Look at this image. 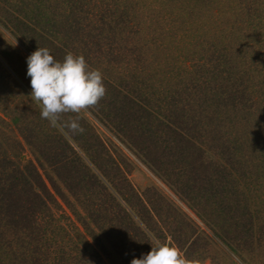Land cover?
I'll list each match as a JSON object with an SVG mask.
<instances>
[{
  "label": "trees",
  "instance_id": "obj_1",
  "mask_svg": "<svg viewBox=\"0 0 264 264\" xmlns=\"http://www.w3.org/2000/svg\"><path fill=\"white\" fill-rule=\"evenodd\" d=\"M6 14L32 51L47 47L59 61L83 54L101 70L107 91L97 113L161 174H180L185 197L221 206L229 226L245 228L248 251L264 248V0H16ZM7 55L0 49L11 63ZM4 74L0 60V264H110L112 254L131 264L150 251L155 213L118 161L86 146L87 159L78 154L41 118L30 80L13 79L23 102ZM65 192L103 238H70L53 211L57 196L70 204ZM183 239L175 236L178 247Z\"/></svg>",
  "mask_w": 264,
  "mask_h": 264
},
{
  "label": "rangeland",
  "instance_id": "obj_2",
  "mask_svg": "<svg viewBox=\"0 0 264 264\" xmlns=\"http://www.w3.org/2000/svg\"><path fill=\"white\" fill-rule=\"evenodd\" d=\"M15 2L16 0H0V49L8 52L7 56L11 63L4 61L1 57L0 60L5 69V84L16 85L15 88H12V95L14 98H20L21 101L26 102L22 93L16 90L17 84L14 83L13 79L21 86H24L23 81L30 80L27 75V57L33 51L26 43H20L10 32V28L6 26L8 16L6 13L12 10V4ZM176 24L180 28L179 19H177ZM174 37L176 43L180 44V29L174 34ZM97 111V109L90 108L79 114V123L84 129L83 133L71 135L66 133V130L63 134L78 154L85 159L87 157L83 154L82 149L84 148L80 146H86L87 152L92 155L98 154L101 161L108 160L110 163L111 159L118 161L119 167L123 170L122 174L126 175V181L128 180V183L132 185L139 196H145L151 204L153 209L151 212L155 213L154 219L156 221L150 218L147 222L156 238L161 241L170 238L176 244L175 236L179 233L180 238H184L180 241L183 243L179 244V248L185 257L189 260H200L202 264H264V248L255 250L254 247L251 252L244 245H241L246 234L245 228L229 226L230 220L225 219V210L223 211L221 206L217 210L213 208L211 210L208 209L211 202L208 206H206V202L201 203L200 206L194 202L198 197H185L180 190V174H161L152 166V163H149L148 158L138 148L124 138L114 125L106 122ZM70 115L71 118L77 116L75 113H70ZM42 122L48 124L45 120ZM24 156L25 158H32L28 147L25 149ZM110 172V170L107 171L109 174ZM118 182L120 185L123 182V177ZM65 195L71 206L68 207V203L57 196V202L61 207L59 210L54 208L53 211L54 215L63 214L59 218L61 223L71 226L68 228L71 233L70 238L74 241H78V238L84 241L85 238L91 243L97 238H103L102 235L105 236V232L100 230L99 232L94 226L88 229L78 219V217L84 216L85 220L92 224L90 214L84 205H79L70 193L65 192ZM134 210L138 215L141 209L136 206ZM215 214L216 216H214ZM94 234L95 237H93ZM259 239H263V237L259 235L254 240L260 241ZM119 246L126 248L122 242H119ZM111 247L113 248L114 245ZM237 252L241 253L243 257L246 255L247 257L244 258L247 261H244V258H241ZM108 262L110 264H126L118 254H112Z\"/></svg>",
  "mask_w": 264,
  "mask_h": 264
},
{
  "label": "clouds",
  "instance_id": "obj_3",
  "mask_svg": "<svg viewBox=\"0 0 264 264\" xmlns=\"http://www.w3.org/2000/svg\"><path fill=\"white\" fill-rule=\"evenodd\" d=\"M27 75L31 97L40 106L41 118L62 133L67 130L71 135L83 133L79 114L97 106L107 91L102 71L91 68L83 54L71 51L59 61L47 47H37L27 57ZM66 113L77 116L62 121V115ZM148 235L151 237L148 241L150 251L141 258H133L131 264H202L200 260L187 259L170 238L161 241L151 232Z\"/></svg>",
  "mask_w": 264,
  "mask_h": 264
}]
</instances>
